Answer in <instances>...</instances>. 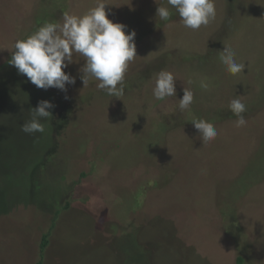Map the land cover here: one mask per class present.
<instances>
[{"label": "rangeland", "instance_id": "obj_1", "mask_svg": "<svg viewBox=\"0 0 264 264\" xmlns=\"http://www.w3.org/2000/svg\"><path fill=\"white\" fill-rule=\"evenodd\" d=\"M160 1L0 0V264H264V0Z\"/></svg>", "mask_w": 264, "mask_h": 264}, {"label": "trees", "instance_id": "obj_2", "mask_svg": "<svg viewBox=\"0 0 264 264\" xmlns=\"http://www.w3.org/2000/svg\"><path fill=\"white\" fill-rule=\"evenodd\" d=\"M58 1H60V0H58ZM62 2H64V3H66V1L67 0H61ZM161 2V5L162 4H166V2L167 3H169V2H173V0H167L166 2H165V0H161L160 1ZM161 5L159 6V4L158 5H156V6H144V7H142V8H139V10L141 11L140 12V14H137L134 18H135V21L136 22H139V24L138 25H141V23L144 21L143 19H144V15L147 13V12H149V13H151L152 14V17L153 16H157V15H162V13H164V12H162V8H161ZM145 9H147V12L145 11ZM164 9H165V12L166 13H168L169 14V11H168V9L165 7V8H163V11H164ZM146 12V13H145ZM134 13H132L131 14V16L133 15ZM135 15V14H134ZM130 16V17H131ZM132 18V17H131ZM115 25H117V24H115ZM143 26L144 27H146V24L144 25L143 24ZM21 28V27H20ZM20 28H18V34H17V36H19L21 33H22V30L23 29H20ZM137 29H142V31H144V29L143 28H141L140 26H138L137 27ZM80 31V32H79ZM79 31H77V33L74 35V39H72V41H80V40H82V39H78L79 38V36L82 38V36L85 34V33H87V37L88 36H90V38H92L93 40H96V41H102V39L104 38V35H103V32L102 31H104V30H101V29H99V28H93V30L92 29H89L88 27H86L85 29L84 28H82V29H80ZM85 32V33H84ZM130 32H127V35L126 36H124V38H126V41H128L129 40V38H127V36H128V34H129ZM112 34H115V32H113ZM126 34V33H125ZM141 34L143 35V33L141 32ZM144 34H145V31H144ZM30 36L33 38V36L32 35H28L26 38H30ZM86 39H88V38H86ZM71 41V40H70ZM72 48V47H71ZM116 55V54H115ZM134 199H137V198H139L138 200H139V202H141L142 200H143V198H144V195H143V192H142V190L141 191H139V192H137L135 195H134V197H133ZM69 204H67L66 205V207L65 208H67V206H68ZM136 206H141V204H136ZM234 212H231V215L233 214ZM56 215V214H55ZM134 238H132V241L128 244V248L130 249V252H132L133 250H134V252L136 251V249L139 247V246H137V242L134 240ZM41 243H40V245H39V254H40V260L36 263V264H41V257H42V253H43V251H44V249H45V247H46V245H47V237H46V235H44V236H42V238H41V241H40ZM241 251V250H240ZM132 258H135V256L134 257H132ZM237 262H239L240 264L241 263H243L244 261L242 260V258L240 257H238L237 258Z\"/></svg>", "mask_w": 264, "mask_h": 264}]
</instances>
